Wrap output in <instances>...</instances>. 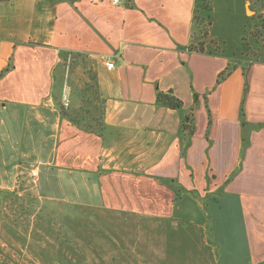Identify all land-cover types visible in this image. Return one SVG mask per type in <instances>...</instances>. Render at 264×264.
Returning <instances> with one entry per match:
<instances>
[{
    "label": "crops",
    "instance_id": "0c3cea01",
    "mask_svg": "<svg viewBox=\"0 0 264 264\" xmlns=\"http://www.w3.org/2000/svg\"><path fill=\"white\" fill-rule=\"evenodd\" d=\"M119 1L0 0V264H264V61L217 83L229 58L188 50L194 0Z\"/></svg>",
    "mask_w": 264,
    "mask_h": 264
},
{
    "label": "rangeland",
    "instance_id": "374dc122",
    "mask_svg": "<svg viewBox=\"0 0 264 264\" xmlns=\"http://www.w3.org/2000/svg\"><path fill=\"white\" fill-rule=\"evenodd\" d=\"M209 2L211 9L210 22L201 21L200 30L193 31L194 43L202 41L204 44L202 48L205 52L225 55L231 59L245 58L241 55L245 49L242 48L245 45L242 39L245 38L247 43H249L256 30L255 28L258 27V30H261L264 27V0H247L245 6H243L244 0H209ZM262 40H264L263 33L262 35L260 34L259 42ZM211 42L214 43L213 46L210 45ZM215 45L221 46L222 50L214 47ZM195 46L199 47L201 45L195 44ZM235 48L236 50H233ZM250 58L255 59L251 56ZM82 65L86 68L91 66L90 62L84 58H72L69 60L68 71L72 75V80L80 79V74L77 70ZM68 101L70 103L69 98ZM183 202V199L179 197L177 200L178 211L183 207ZM199 205V210L194 206L193 210L200 215L204 214L207 208L211 209L210 207H212L209 199H200ZM140 233L142 232H136L139 236ZM136 234L129 239H139ZM207 235V242L212 245L213 243L209 241L212 240L210 229L207 231ZM142 237L144 238V235ZM127 246L129 247V243ZM19 255L20 257L22 256L21 254ZM182 264H186V261H182Z\"/></svg>",
    "mask_w": 264,
    "mask_h": 264
},
{
    "label": "trees",
    "instance_id": "16d2710c",
    "mask_svg": "<svg viewBox=\"0 0 264 264\" xmlns=\"http://www.w3.org/2000/svg\"><path fill=\"white\" fill-rule=\"evenodd\" d=\"M209 3H210L209 0H194V13L192 17L193 31L200 30L201 21L206 20L207 22H210L211 9ZM193 31L190 38V44L188 45V50L190 52H195L200 54L206 53L202 48L203 47L202 45H204L202 41L198 43H194L195 40L193 37V33H194ZM262 33L264 34V27H262L261 30L260 29L255 30L249 43H247V40L245 38L242 39L243 42H245V45H243L242 48L245 49L243 52L244 55L243 54L241 55L245 58H240V59H243L245 61H248L250 59L252 61L253 59L250 58L251 56L252 58H255V61H264V40L259 42L260 34L262 35ZM195 44L201 46L196 47ZM210 45L213 46L214 43L211 42ZM214 47L222 50L221 46L215 45ZM233 50H236V48ZM207 54L211 55L214 53L207 52ZM235 62H237V59L229 58V62L226 69L223 72H221L217 77V83L224 80L230 74V72L235 68L234 66ZM246 64H247L246 66L250 65L248 63ZM247 70H248L247 67L243 68L244 75L246 74ZM246 89H247V84L245 85L244 92L246 91ZM51 95H52V100L55 102L57 108L60 111L61 116L64 117L66 120H68L72 125L76 127H82L87 132L95 131L96 128L98 129V127L100 126V122H101L100 119L102 113L100 106H98L97 108L93 107L92 109H90L89 106H84L76 110L72 106H70V104L68 106H65L63 102L62 103L60 102V98L62 99V97H60L61 88L59 85H57V83L54 85ZM194 102L195 104L197 103V95L195 93H194ZM156 104L158 106H162L170 110L177 111L180 114H182L183 111L182 101L179 100L177 97H175L171 91L158 92L156 94ZM241 114L242 117L244 118L243 105L241 107ZM88 118L89 119L91 118V120H89ZM242 125L245 126L244 121H242ZM181 128L183 131L187 132L188 136H191L193 134L192 112L184 116V119H182L181 122Z\"/></svg>",
    "mask_w": 264,
    "mask_h": 264
},
{
    "label": "built area",
    "instance_id": "2783aa9c",
    "mask_svg": "<svg viewBox=\"0 0 264 264\" xmlns=\"http://www.w3.org/2000/svg\"><path fill=\"white\" fill-rule=\"evenodd\" d=\"M98 0H92V2L94 3H97ZM111 4L114 5V6H118L120 4V1L119 0H111ZM113 63L112 62H106L105 63V67H106V70L110 71L112 68H113ZM62 101H63V104L65 106H68L69 105V101H68V98L67 97H63L62 98ZM33 176H35V174H33Z\"/></svg>",
    "mask_w": 264,
    "mask_h": 264
}]
</instances>
